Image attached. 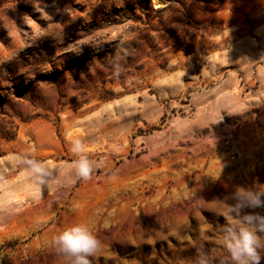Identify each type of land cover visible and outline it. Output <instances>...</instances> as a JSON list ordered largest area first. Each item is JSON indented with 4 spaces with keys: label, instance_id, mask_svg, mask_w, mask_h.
Returning a JSON list of instances; mask_svg holds the SVG:
<instances>
[{
    "label": "rangeland",
    "instance_id": "obj_1",
    "mask_svg": "<svg viewBox=\"0 0 264 264\" xmlns=\"http://www.w3.org/2000/svg\"><path fill=\"white\" fill-rule=\"evenodd\" d=\"M26 158L52 172L39 192ZM238 185L264 186V0L0 5V264H71L54 238L74 224L89 264L221 255Z\"/></svg>",
    "mask_w": 264,
    "mask_h": 264
},
{
    "label": "clouds",
    "instance_id": "obj_2",
    "mask_svg": "<svg viewBox=\"0 0 264 264\" xmlns=\"http://www.w3.org/2000/svg\"><path fill=\"white\" fill-rule=\"evenodd\" d=\"M44 84L42 82L40 87L45 95ZM70 151L77 157L73 160L76 175L88 179L94 165L84 155V145L79 140H73ZM22 163L29 170L39 192L52 176L50 168L33 158H26ZM262 197L264 186H236L235 190L224 198L232 203H227V210L220 214L225 222L221 226L216 244L222 254L213 256L210 251L198 248L193 264H260L264 236L258 233H264V216L244 210L264 206ZM54 243L59 253L70 258L71 264H89L88 258L94 255L99 245L96 236L84 224L65 228L56 235Z\"/></svg>",
    "mask_w": 264,
    "mask_h": 264
},
{
    "label": "trees",
    "instance_id": "obj_3",
    "mask_svg": "<svg viewBox=\"0 0 264 264\" xmlns=\"http://www.w3.org/2000/svg\"><path fill=\"white\" fill-rule=\"evenodd\" d=\"M5 2V0H0V5H2Z\"/></svg>",
    "mask_w": 264,
    "mask_h": 264
}]
</instances>
